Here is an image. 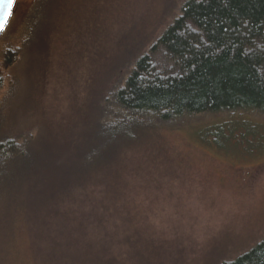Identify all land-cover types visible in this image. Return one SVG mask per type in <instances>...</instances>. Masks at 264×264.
Returning <instances> with one entry per match:
<instances>
[{"label":"rangeland","instance_id":"rangeland-1","mask_svg":"<svg viewBox=\"0 0 264 264\" xmlns=\"http://www.w3.org/2000/svg\"><path fill=\"white\" fill-rule=\"evenodd\" d=\"M186 1L15 0L0 35V135L79 145L102 96ZM7 50L18 52L9 68ZM134 142L72 199L78 222L33 223L3 197L0 264H222L264 239V116L184 119Z\"/></svg>","mask_w":264,"mask_h":264},{"label":"trees","instance_id":"trees-1","mask_svg":"<svg viewBox=\"0 0 264 264\" xmlns=\"http://www.w3.org/2000/svg\"><path fill=\"white\" fill-rule=\"evenodd\" d=\"M41 13L33 14V27L27 22L25 38L38 32ZM17 58V51L7 50L5 68ZM132 62L121 84L93 106L79 145L55 147L40 134L0 135V201L10 196L17 202L18 217L43 219L46 226L82 220L72 199L103 169L118 165L122 148L159 125L224 114L264 116V0H188L148 54ZM3 84L0 73V90ZM222 264H264V239Z\"/></svg>","mask_w":264,"mask_h":264},{"label":"water","instance_id":"water-1","mask_svg":"<svg viewBox=\"0 0 264 264\" xmlns=\"http://www.w3.org/2000/svg\"><path fill=\"white\" fill-rule=\"evenodd\" d=\"M14 2L9 5H4L2 3V0H0V35L2 34L3 30L5 29L10 19Z\"/></svg>","mask_w":264,"mask_h":264},{"label":"snow or ice","instance_id":"snow-or-ice-1","mask_svg":"<svg viewBox=\"0 0 264 264\" xmlns=\"http://www.w3.org/2000/svg\"><path fill=\"white\" fill-rule=\"evenodd\" d=\"M14 2V0H2V3L4 5H9V4H12Z\"/></svg>","mask_w":264,"mask_h":264}]
</instances>
